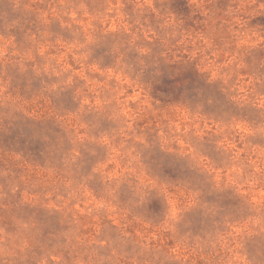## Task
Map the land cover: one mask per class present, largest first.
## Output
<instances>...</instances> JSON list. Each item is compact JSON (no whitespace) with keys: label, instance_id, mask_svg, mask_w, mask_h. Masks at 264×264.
Masks as SVG:
<instances>
[{"label":"rangeland","instance_id":"374dc122","mask_svg":"<svg viewBox=\"0 0 264 264\" xmlns=\"http://www.w3.org/2000/svg\"><path fill=\"white\" fill-rule=\"evenodd\" d=\"M0 264H264V0H0Z\"/></svg>","mask_w":264,"mask_h":264}]
</instances>
